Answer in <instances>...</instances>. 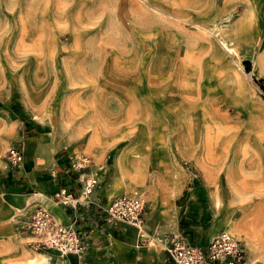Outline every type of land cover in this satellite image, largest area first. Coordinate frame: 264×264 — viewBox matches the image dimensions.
<instances>
[{
  "label": "rangeland",
  "instance_id": "obj_1",
  "mask_svg": "<svg viewBox=\"0 0 264 264\" xmlns=\"http://www.w3.org/2000/svg\"><path fill=\"white\" fill-rule=\"evenodd\" d=\"M256 81L264 0H0V171L37 193L64 153L89 156L106 195L139 191L146 213L196 186L210 228L241 240L246 264L264 263ZM16 145L25 159L12 166ZM38 202L9 205L23 210L0 221V264H67L34 248ZM152 226L144 246L172 234Z\"/></svg>",
  "mask_w": 264,
  "mask_h": 264
},
{
  "label": "built area",
  "instance_id": "obj_2",
  "mask_svg": "<svg viewBox=\"0 0 264 264\" xmlns=\"http://www.w3.org/2000/svg\"><path fill=\"white\" fill-rule=\"evenodd\" d=\"M25 153L21 146L9 149V160L12 166L24 162ZM89 156L64 153L60 167L53 172L52 180L57 184L53 199L57 205L74 214L70 225L61 223L47 208L35 207L29 217L28 230L35 237V249H55L64 257H74L77 264H84L88 253L87 236L79 218L81 209L85 220L99 225L97 216L101 215L106 224L132 226L138 230V245H145L148 237L145 232V213L147 201L139 191L121 194L105 205L94 204L91 196L100 185L99 174H90L82 178L92 167ZM69 175L68 180L61 174ZM80 180L81 188L75 191L72 181ZM166 251L174 264H246V248L243 242L233 237L226 230H221L207 243L191 242L183 233L174 234ZM258 264H264L259 262Z\"/></svg>",
  "mask_w": 264,
  "mask_h": 264
},
{
  "label": "crops",
  "instance_id": "obj_3",
  "mask_svg": "<svg viewBox=\"0 0 264 264\" xmlns=\"http://www.w3.org/2000/svg\"><path fill=\"white\" fill-rule=\"evenodd\" d=\"M59 167L60 165H57L56 168L58 169ZM93 171L95 169L90 168L84 173L82 178L97 173L96 171L92 173ZM97 174H99L101 182L91 196V201L94 204L105 205L113 198H111V194L106 195L102 185L104 179H101L100 173ZM60 176L64 180L69 178V175L66 176L63 173ZM33 182V180L28 179V181H22L21 185L10 183L8 186L5 184L6 180L3 171H0V196H2L0 198V221L6 220L10 215H16L23 210L21 207H16L12 211L13 209H10L9 205H24L32 200H39L35 207L41 205L47 208L61 223L70 225L73 222L74 214L57 205L53 199L57 184L53 180L47 183H35L40 184L39 192L23 194L21 191L23 189L20 186H28L29 183ZM71 184L74 190L79 192L81 188L80 180L72 181ZM6 187L7 190L4 191ZM197 189L196 186L188 185L186 190L182 191L184 197L181 203L177 204L175 201V208L172 205L171 198H167V200L160 199L156 201L151 211L145 213V225H147V228H152V225L156 223L160 233L172 232L168 236L169 238H165L164 242L161 241L162 243L158 242L156 247L138 245L139 235L136 228L124 224L116 227L110 226L102 221L103 217L101 215L96 217L99 221V225L96 226L93 222L85 220V212L81 209L79 218L82 223L84 221L83 227L89 233L87 236L88 253L85 264H174L166 251V247L174 234L183 233L191 242L196 244L207 243L221 230L210 228V222L207 220V213L204 212L201 197L193 193V190ZM30 196L36 198L34 199ZM10 210L13 214H10ZM182 222H184L183 226ZM65 262L74 264L76 259L70 256L67 257Z\"/></svg>",
  "mask_w": 264,
  "mask_h": 264
},
{
  "label": "trees",
  "instance_id": "obj_4",
  "mask_svg": "<svg viewBox=\"0 0 264 264\" xmlns=\"http://www.w3.org/2000/svg\"><path fill=\"white\" fill-rule=\"evenodd\" d=\"M245 69H246L247 72H251L252 71V63L250 61L245 62ZM256 82L264 89V87L261 84V82H259V81H256Z\"/></svg>",
  "mask_w": 264,
  "mask_h": 264
},
{
  "label": "bare ground",
  "instance_id": "obj_5",
  "mask_svg": "<svg viewBox=\"0 0 264 264\" xmlns=\"http://www.w3.org/2000/svg\"><path fill=\"white\" fill-rule=\"evenodd\" d=\"M210 197H211V200L214 204L217 203V199L215 198V196L213 194H211Z\"/></svg>",
  "mask_w": 264,
  "mask_h": 264
}]
</instances>
